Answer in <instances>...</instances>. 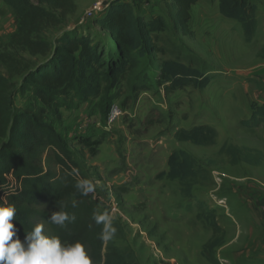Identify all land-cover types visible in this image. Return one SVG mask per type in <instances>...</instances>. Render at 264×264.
Instances as JSON below:
<instances>
[{
    "label": "rangeland",
    "instance_id": "obj_1",
    "mask_svg": "<svg viewBox=\"0 0 264 264\" xmlns=\"http://www.w3.org/2000/svg\"><path fill=\"white\" fill-rule=\"evenodd\" d=\"M111 1L76 0V13L47 36L76 28L112 49L108 35L93 22ZM133 4L146 17L153 12L168 20L165 0ZM196 4L188 34L175 32L169 21L167 30L158 34L157 44L167 56L152 55L146 75L153 79L161 61L174 58L173 43L203 63L210 77L206 88L166 93L144 82L146 89L135 91V71L115 87L101 83L96 95L57 92L54 102L43 106L31 88L21 90L22 77L16 75L10 78L15 84L12 109L44 111V120L93 184L99 212H108L116 228L104 248L113 247L137 264H264V123L253 130L240 124L252 104L264 101V32L246 44L234 34L236 23L216 11L215 0ZM203 11L209 16H202ZM15 30L14 12L0 1V55L17 57L8 47ZM18 58L21 69L40 62L24 52ZM0 75L8 76L1 61ZM196 125L216 130L214 144L197 146L174 138L176 131ZM223 145L240 152L233 158L221 154ZM179 149L208 172L207 180L190 183V198L183 196L182 183L160 176L167 171L169 155ZM7 180L14 184L11 177ZM212 243L217 245L211 249Z\"/></svg>",
    "mask_w": 264,
    "mask_h": 264
},
{
    "label": "trees",
    "instance_id": "obj_2",
    "mask_svg": "<svg viewBox=\"0 0 264 264\" xmlns=\"http://www.w3.org/2000/svg\"><path fill=\"white\" fill-rule=\"evenodd\" d=\"M15 15L16 30L8 47L17 57L3 53L0 61L8 76L0 75V205H14L13 220L16 235L25 244V237L37 224L43 225V234L58 236L64 244L80 242L95 264H137L127 260L113 247L104 248L100 238L103 225L96 224L93 216L99 212V201L92 192L82 194L76 187L88 181L76 161L57 135L53 126L44 120V111L15 112L12 97L15 84L11 77L21 76V90L31 88L43 106L54 102L57 92L77 90L83 96L99 93L100 84L115 87L128 75L137 72L132 88L146 89L144 82L155 83L166 93L188 87L204 89L210 82L208 72L198 57L184 47L171 43L174 58L164 59L153 79L146 72L154 54L166 57L164 47L157 44L158 34L164 33L168 21L175 32L189 33L191 8L199 0H165L168 20L149 12L148 17L136 11L133 2L112 0L94 19V25L108 35L112 49L94 41L77 29H63L50 39V29L63 27L68 16L76 13V0H1ZM218 13L239 24L242 37L250 44L257 31V8L250 0H216ZM39 57L32 68L21 69L18 54ZM187 52V53H186ZM169 56H173V53ZM264 59V48L260 51ZM250 116L240 124L253 130L264 123V103L250 106ZM216 130L209 125L180 129L174 138L178 142L197 146L212 145ZM82 144L90 146L88 141ZM240 152L223 145L221 154L232 158ZM246 162L257 165L252 158ZM75 169V172H73ZM160 176L178 181L185 186L182 194L192 196L191 182L207 180L208 172L184 150H174L167 160V171ZM11 177L14 184H10ZM75 219L61 228L50 221L51 215L61 210ZM217 243L210 244L212 249Z\"/></svg>",
    "mask_w": 264,
    "mask_h": 264
},
{
    "label": "clouds",
    "instance_id": "obj_3",
    "mask_svg": "<svg viewBox=\"0 0 264 264\" xmlns=\"http://www.w3.org/2000/svg\"><path fill=\"white\" fill-rule=\"evenodd\" d=\"M76 187L85 195L94 191L90 181H80ZM63 208L61 205V210L54 212L50 217L51 223L61 228L75 219ZM15 213L14 205H0V264H92L83 244L75 242L66 245L58 236H46L43 234L42 224H37L25 237V247L19 238L13 239L16 232L10 221ZM93 218L96 224L103 225L100 238L105 242L111 240L116 233L113 217L108 212H103L94 213Z\"/></svg>",
    "mask_w": 264,
    "mask_h": 264
},
{
    "label": "crops",
    "instance_id": "obj_4",
    "mask_svg": "<svg viewBox=\"0 0 264 264\" xmlns=\"http://www.w3.org/2000/svg\"><path fill=\"white\" fill-rule=\"evenodd\" d=\"M1 1V0H0ZM200 1V0H199ZM198 1V2H199ZM250 1H252L254 4H255V6H256V8H257V11H256V18H257V21H258V27H257V31H256V34H255V36H254V39H255V37L257 36V34L260 32V31H262V32H264V25L263 24H260V22H261V18H264V0H250ZM2 2V1H1ZM197 5V4H196ZM196 5H194L192 8H191V11H190V13L196 8ZM215 8H216V11L218 12V6H217V1L215 0ZM145 14H149V12H146ZM202 16H209V15H207L206 14V12L205 11H203L202 12ZM222 17V16H221ZM223 18V17H222ZM225 20H227V19H225ZM228 21V20H227ZM229 21H231V22H234V21H232V20H229ZM234 23H236V22H234ZM236 25L238 26V33H234V31H232V29L230 30L229 29V34L231 35V34H238V35H240L241 37H240V39L241 40H243V37H242V31L240 30L241 28H240V26H239V24H237L236 23ZM228 28H230L229 26H228ZM244 41V40H243ZM252 42H253V40H252ZM251 42V43H252ZM250 43V44H251ZM264 103V101L262 102V103H260V104H257V105H261V104H263ZM250 113H251V110H250V112H249V116H250ZM248 116V117H249ZM247 117V118H248ZM246 118V119H247ZM244 120V119H243Z\"/></svg>",
    "mask_w": 264,
    "mask_h": 264
},
{
    "label": "built area",
    "instance_id": "obj_5",
    "mask_svg": "<svg viewBox=\"0 0 264 264\" xmlns=\"http://www.w3.org/2000/svg\"><path fill=\"white\" fill-rule=\"evenodd\" d=\"M122 1H124V2H134L135 0H122ZM260 209H261V212H262V214L264 215V204H262V206L260 207Z\"/></svg>",
    "mask_w": 264,
    "mask_h": 264
}]
</instances>
